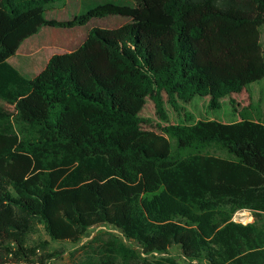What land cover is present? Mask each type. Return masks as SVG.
<instances>
[{
    "label": "trees",
    "instance_id": "obj_1",
    "mask_svg": "<svg viewBox=\"0 0 264 264\" xmlns=\"http://www.w3.org/2000/svg\"><path fill=\"white\" fill-rule=\"evenodd\" d=\"M57 1L0 0V260H32L37 223L72 243L108 224L140 248L109 233L84 264H180L174 246L202 264H264V114H186L160 126L173 149L139 115L146 99L162 120L165 101L218 108L262 79L264 0H82L85 12L47 18ZM110 15L126 21L91 27L33 77L8 62L42 26ZM241 209L252 222L232 219Z\"/></svg>",
    "mask_w": 264,
    "mask_h": 264
},
{
    "label": "rangeland",
    "instance_id": "obj_2",
    "mask_svg": "<svg viewBox=\"0 0 264 264\" xmlns=\"http://www.w3.org/2000/svg\"><path fill=\"white\" fill-rule=\"evenodd\" d=\"M86 5H80L78 0L57 1L47 7L45 16L47 18L69 19L81 12H85ZM61 6H63L64 9H59ZM122 19L123 18L116 15L93 18L90 21H92V25L96 27L112 28ZM53 30L58 29L42 26L36 34L26 38L17 50L18 52L10 57V63L12 64V60H18L19 66L17 68L21 71V73H24L23 75L26 77H32V75L38 73L45 66L47 59L51 55L55 53L67 52L77 47L76 41H61L53 38L51 36V32ZM260 41L263 44L264 26L260 29ZM164 99H166L165 95ZM177 102L178 109H175L165 101L164 109L166 113V120H162L156 115L154 104L150 99H146V102L139 113L141 117L150 120V124H143V127L162 134L168 138L172 149L174 146L173 139L161 131L160 126L162 127L168 124L180 123L184 121L186 114L191 116V121H196L198 119H215L217 121L229 122L238 120L240 118L239 112L243 108H247L252 115L256 116V114H258L262 116L264 114V77L250 83L238 94H232L225 98L217 99V102L219 103L218 108L210 107V96L196 95L186 103L179 100ZM7 107L11 108L8 105ZM209 152L222 157L228 156L226 153H221L220 151L214 149L209 150ZM239 212L242 213L241 217L246 221L249 217L251 218H249V221H253V215L251 211L247 209L236 211L232 217L235 215L238 217V214L236 213ZM109 233L118 236L129 246L140 248L135 241L124 238L120 230L108 224L89 228L79 242L72 243L69 241L51 240L45 232L43 225L37 223L35 232L31 233L28 239V245L31 246L35 252L32 260H29V262H2V260H0V264H84L86 262L87 255L94 254L92 252V248H94L98 242L108 238L107 234ZM96 237L97 240H94ZM41 241L47 242L45 250L38 247V243ZM169 254L180 264H202L185 259L178 246L170 248ZM160 255L161 254L154 253L148 255V257L153 258Z\"/></svg>",
    "mask_w": 264,
    "mask_h": 264
},
{
    "label": "crops",
    "instance_id": "obj_3",
    "mask_svg": "<svg viewBox=\"0 0 264 264\" xmlns=\"http://www.w3.org/2000/svg\"><path fill=\"white\" fill-rule=\"evenodd\" d=\"M65 1V0H64ZM84 1V0H83ZM78 2H79V4L81 5V3H82V0H78ZM65 4V3H64ZM59 9H64V7L63 6H61ZM61 16H63V15H61ZM110 16H116V15H110ZM121 17V16H120ZM121 18H123L122 20H120V21H118V23H116L115 25H114V27H117V26H119V25H121V24H123L125 21H126V19L124 18V17H121ZM86 26V27H85ZM94 25H92V21H90V22H88L86 25H84V26H82V27H85V28H82L81 26H77V27H73V28H71V29H65V28H57L58 30H53L52 32H51V36L53 37V38H55L56 40H61V41H76L77 43H76V45H77V47L81 44V42L85 39V37H86V34H87V31L91 28V27H93ZM114 27H112V28H114ZM51 28H54V27H51ZM82 28V29H81ZM101 28H104V27H101ZM107 28H109V27H107ZM59 29H61V30H59ZM23 43V42H22ZM21 43V44H22ZM20 44V45H21ZM76 47V48H77ZM19 48H20V46H19ZM18 48V49H19ZM17 49V50H18ZM75 49V48H74ZM71 51V50H70ZM16 52H18V51H16ZM67 52H69V51H67ZM16 54V53H15ZM14 54V55H15ZM13 56V55H12ZM11 57V56H10ZM10 57L8 58V62L10 63V61H11V59H10ZM49 59V58H48ZM47 59V60H48ZM47 62V61H46ZM19 64V62H18V60H12V65L16 68V69H18L17 67L19 66L18 65ZM46 64V63H45ZM19 70V69H18ZM20 71V70H19ZM21 72V71H20ZM24 74V73H23ZM37 74V73H36ZM36 74H34V75H36ZM34 75H32V77L34 76Z\"/></svg>",
    "mask_w": 264,
    "mask_h": 264
},
{
    "label": "built area",
    "instance_id": "obj_4",
    "mask_svg": "<svg viewBox=\"0 0 264 264\" xmlns=\"http://www.w3.org/2000/svg\"><path fill=\"white\" fill-rule=\"evenodd\" d=\"M236 214H238L237 216L238 217H236V215L234 216V217H232V219L234 220V221H236V222H240V223H243V224H246V223H248L244 218H242L241 217V215H242V213H236ZM250 218V217H249ZM244 219V220H243ZM251 219V218H250ZM250 222V221H249Z\"/></svg>",
    "mask_w": 264,
    "mask_h": 264
},
{
    "label": "bare ground",
    "instance_id": "obj_5",
    "mask_svg": "<svg viewBox=\"0 0 264 264\" xmlns=\"http://www.w3.org/2000/svg\"><path fill=\"white\" fill-rule=\"evenodd\" d=\"M247 222H249V218H248Z\"/></svg>",
    "mask_w": 264,
    "mask_h": 264
}]
</instances>
